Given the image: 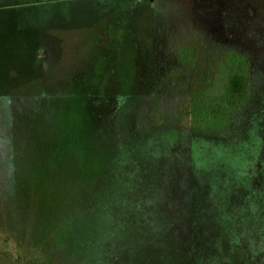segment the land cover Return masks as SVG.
Instances as JSON below:
<instances>
[{"label": "rangeland", "instance_id": "rangeland-1", "mask_svg": "<svg viewBox=\"0 0 264 264\" xmlns=\"http://www.w3.org/2000/svg\"><path fill=\"white\" fill-rule=\"evenodd\" d=\"M31 11L57 39L0 102V264H264V0Z\"/></svg>", "mask_w": 264, "mask_h": 264}, {"label": "crops", "instance_id": "crops-1", "mask_svg": "<svg viewBox=\"0 0 264 264\" xmlns=\"http://www.w3.org/2000/svg\"><path fill=\"white\" fill-rule=\"evenodd\" d=\"M64 1L70 2L72 0H40L38 3L32 1L21 3L0 1V102H3L7 96L6 86H21L23 82L27 85H37L38 71L42 70L37 66L38 58L44 54L38 53V45L42 42L40 40L57 39L56 35L47 36L48 25H54L55 22L37 20L31 16L22 19V17L10 14L16 8L21 7H31L30 13L40 14L39 7L41 4L46 2L56 4ZM46 18H49V15ZM21 23L29 24L28 31L23 30ZM23 44L26 45L25 48L21 47ZM43 76L44 74L41 77Z\"/></svg>", "mask_w": 264, "mask_h": 264}, {"label": "trees", "instance_id": "trees-1", "mask_svg": "<svg viewBox=\"0 0 264 264\" xmlns=\"http://www.w3.org/2000/svg\"><path fill=\"white\" fill-rule=\"evenodd\" d=\"M248 87L247 72L241 65H230L225 83L222 87V94L219 100L210 101L209 109L213 117L223 121L227 110L242 104L246 98ZM222 123V122H221Z\"/></svg>", "mask_w": 264, "mask_h": 264}]
</instances>
